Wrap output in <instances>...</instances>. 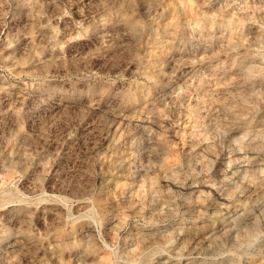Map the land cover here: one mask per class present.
<instances>
[{"label":"rangeland","instance_id":"1","mask_svg":"<svg viewBox=\"0 0 264 264\" xmlns=\"http://www.w3.org/2000/svg\"><path fill=\"white\" fill-rule=\"evenodd\" d=\"M0 264H264V0H0Z\"/></svg>","mask_w":264,"mask_h":264}]
</instances>
